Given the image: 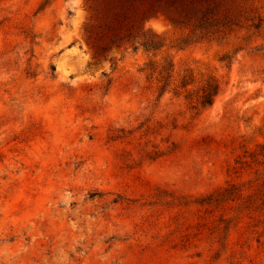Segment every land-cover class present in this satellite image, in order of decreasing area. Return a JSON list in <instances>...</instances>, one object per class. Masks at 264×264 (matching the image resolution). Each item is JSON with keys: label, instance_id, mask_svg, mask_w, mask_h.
<instances>
[{"label": "rangeland", "instance_id": "374dc122", "mask_svg": "<svg viewBox=\"0 0 264 264\" xmlns=\"http://www.w3.org/2000/svg\"><path fill=\"white\" fill-rule=\"evenodd\" d=\"M42 1L0 0V264H264V0L202 40Z\"/></svg>", "mask_w": 264, "mask_h": 264}, {"label": "trees", "instance_id": "16d2710c", "mask_svg": "<svg viewBox=\"0 0 264 264\" xmlns=\"http://www.w3.org/2000/svg\"><path fill=\"white\" fill-rule=\"evenodd\" d=\"M93 2L97 18L102 21L103 26L108 31H122L120 39L130 38L133 30L140 31L147 19L158 14L169 16L173 22L181 24H189L192 21L191 34L199 35L200 40L213 37L219 32L214 30L215 28L227 25L223 19L215 18L218 7L215 0H93ZM47 4L48 0H43L38 10L44 9ZM150 70L155 71L151 67ZM169 70L163 67L158 72L164 82L170 77ZM165 85L166 83L164 87ZM216 94V85L207 86L202 92L201 105L210 106ZM220 196L218 195V200L223 201L224 198Z\"/></svg>", "mask_w": 264, "mask_h": 264}]
</instances>
